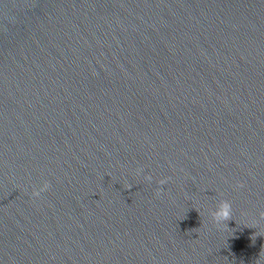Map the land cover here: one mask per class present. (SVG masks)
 <instances>
[{"label": "water", "instance_id": "water-1", "mask_svg": "<svg viewBox=\"0 0 264 264\" xmlns=\"http://www.w3.org/2000/svg\"><path fill=\"white\" fill-rule=\"evenodd\" d=\"M0 264H264V0H0Z\"/></svg>", "mask_w": 264, "mask_h": 264}, {"label": "clouds", "instance_id": "clouds-1", "mask_svg": "<svg viewBox=\"0 0 264 264\" xmlns=\"http://www.w3.org/2000/svg\"><path fill=\"white\" fill-rule=\"evenodd\" d=\"M242 186V185H241ZM47 187V185H46ZM35 195V194H34ZM219 218L223 220H228L230 219V208L227 204H225L218 212Z\"/></svg>", "mask_w": 264, "mask_h": 264}]
</instances>
